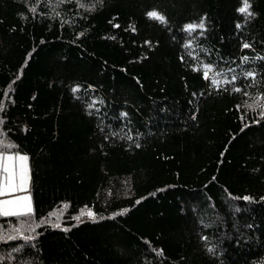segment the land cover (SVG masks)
I'll use <instances>...</instances> for the list:
<instances>
[{"label": "trees", "instance_id": "obj_1", "mask_svg": "<svg viewBox=\"0 0 264 264\" xmlns=\"http://www.w3.org/2000/svg\"><path fill=\"white\" fill-rule=\"evenodd\" d=\"M248 3L0 0V152L27 155L33 205L0 216V264H264Z\"/></svg>", "mask_w": 264, "mask_h": 264}, {"label": "snow or ice", "instance_id": "obj_2", "mask_svg": "<svg viewBox=\"0 0 264 264\" xmlns=\"http://www.w3.org/2000/svg\"><path fill=\"white\" fill-rule=\"evenodd\" d=\"M84 5H81L83 7ZM250 4L248 3V0H244V6L238 9L241 13H247L248 16L253 15L249 11ZM31 11L35 12L36 9L32 8ZM150 18L159 20L161 23L165 22V17L158 13L157 11H151L147 14ZM239 27V25H237ZM115 27H119V25H115ZM197 27L203 28V23L199 25H192L189 24L186 26V30L193 31ZM83 35V33H81ZM244 48L250 47L248 44L243 45ZM247 59V58H245ZM211 69L206 66L204 71V77L205 79H208V72ZM249 76H253V73H248ZM235 79V77H233ZM227 81H225L226 83ZM212 83L214 85L219 86L220 81H217L215 79L212 80ZM235 91H240V89H234ZM260 99H264V97H261ZM256 107L264 108V105H260L257 103L255 105ZM249 108H254L253 105H247ZM0 110H3V105H0ZM261 117H264V111H261L260 113ZM0 123H3V121H0ZM0 145H3V142L0 141ZM5 147H12V145H4ZM139 146V145H137ZM20 162L19 169H17L15 161ZM29 176H28V170H27V157L26 156H13V155H6L2 152H0V196H4L10 193H14L17 191H24L27 188ZM247 199V198H245ZM33 213V205L30 196H18L13 199H2L0 200V216L3 217H21V216H30ZM85 213H82L84 215ZM91 218H94V214L89 211L86 213ZM79 219V217H77ZM56 227H59V225H56ZM16 231L19 233L20 229H16ZM17 237L9 235L7 237L8 240H15ZM26 241L34 239L33 236H24L23 237ZM0 239H3L2 236H0ZM18 250V249H15ZM211 251V249H209Z\"/></svg>", "mask_w": 264, "mask_h": 264}, {"label": "rangeland", "instance_id": "obj_3", "mask_svg": "<svg viewBox=\"0 0 264 264\" xmlns=\"http://www.w3.org/2000/svg\"><path fill=\"white\" fill-rule=\"evenodd\" d=\"M4 154H6V155H13V156H26L27 157V155L24 154V153L5 152ZM15 164H16L17 169H19L20 162L17 160V161H15ZM27 170H28L29 180H28V184H27L26 190H24V191H17V192L10 193V194L4 195V196H0V200H2V199H13L15 197L25 196V195L30 196V198H31L30 190H29V187H30V164H29L28 157H27Z\"/></svg>", "mask_w": 264, "mask_h": 264}]
</instances>
